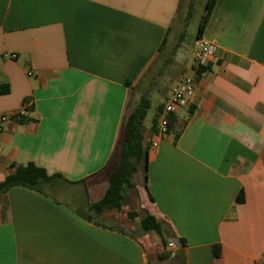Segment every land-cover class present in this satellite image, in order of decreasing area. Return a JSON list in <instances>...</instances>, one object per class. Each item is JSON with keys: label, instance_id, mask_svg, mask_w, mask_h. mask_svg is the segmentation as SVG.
Returning a JSON list of instances; mask_svg holds the SVG:
<instances>
[{"label": "crops", "instance_id": "obj_1", "mask_svg": "<svg viewBox=\"0 0 264 264\" xmlns=\"http://www.w3.org/2000/svg\"><path fill=\"white\" fill-rule=\"evenodd\" d=\"M185 1L0 0V116L9 118L0 183L28 163L77 183L57 201L23 187L0 196V264L264 262V0H216L202 36L218 57L200 75L181 64L194 93L154 148L144 127L147 168L131 195L176 256L157 234L123 229L118 214L105 218L119 226L101 222L108 210L94 223L68 208L103 197L133 89L164 54ZM127 200L122 210L137 213Z\"/></svg>", "mask_w": 264, "mask_h": 264}, {"label": "trees", "instance_id": "obj_2", "mask_svg": "<svg viewBox=\"0 0 264 264\" xmlns=\"http://www.w3.org/2000/svg\"><path fill=\"white\" fill-rule=\"evenodd\" d=\"M195 0H189L187 5V11L185 15L186 22L190 19ZM216 0H207L205 4V11L199 22L195 39L202 37L207 22L211 16L212 10ZM186 25V23L184 24ZM184 34H180L179 43L182 41ZM162 49V48H161ZM176 48L173 49L172 54H175ZM167 60L165 61V65ZM206 66L198 67L195 69L196 74L200 75L205 71ZM149 73V72H148ZM148 73L140 80L139 88L145 82ZM147 90H145L138 103L126 114L121 121L120 130L122 132L123 141L118 145L112 153V159H116V166L109 174L108 186L103 197L95 203L88 204L86 207H82L80 204L77 206L71 205L68 208L71 211L85 221L94 222L93 216L101 214L108 210L117 211L120 214L123 213V204L126 197L127 189L132 188V178L138 171L139 167H142L144 174L147 168V154L148 145L145 141L144 125L143 121L146 118L147 112L151 107L150 101V90L153 86L152 82H149ZM133 89V91H134ZM8 92L7 86L2 85L0 87V94H6ZM130 104H127L129 108ZM161 108L160 105L157 107V111ZM156 118L157 113L151 120L150 129L153 133L156 132ZM23 117L17 121H22ZM174 122L173 114L168 117V130L171 128ZM175 137H178L176 134ZM82 185V183H78ZM77 183H71L65 180L59 174L48 175L44 169L35 166L33 163H28L25 166L17 167L13 174L7 176L3 182L0 183V196H5L8 190L14 187H23L36 192H39L45 196L55 197L59 194L61 187L75 186ZM58 192V194H57ZM54 193L55 196L52 194ZM152 201V198L150 197ZM57 201V200H56ZM238 202L242 201V194L237 198ZM145 215L140 218L139 226L144 233L154 232L161 238V243L164 242L163 229L161 224L156 218L149 213L145 212ZM127 218L130 220L137 217L135 212H127ZM180 247L184 245L182 239L179 240ZM217 255V254H216Z\"/></svg>", "mask_w": 264, "mask_h": 264}, {"label": "rangeland", "instance_id": "obj_3", "mask_svg": "<svg viewBox=\"0 0 264 264\" xmlns=\"http://www.w3.org/2000/svg\"><path fill=\"white\" fill-rule=\"evenodd\" d=\"M207 0H195L193 11L191 14L190 19L186 22L185 15H186V6L188 3V0L183 2L182 8L180 10V13L178 14V18L176 21V32L174 34V37L170 39L168 46L164 49V54L162 52V55L160 59L154 64L152 69L149 71L145 82L143 85L139 88L134 89L131 96V107L133 108L139 101V98L141 94L147 90L149 82L153 83V86L150 90V101H151V107L147 112L146 118L143 121L144 127H148L155 112V108L161 98V96L166 92V90L169 88L170 84L173 81H180L182 77L179 75V67L182 66L181 64H188L192 61V54H193V48L195 43V36L197 32V28L199 25V22L201 20L202 15L205 11V4ZM186 23V25H184ZM184 34L182 41L179 43V37L180 34ZM175 54H172L173 49H175ZM167 60V64L165 65V61ZM81 189H75V193L80 192ZM140 191V190H139ZM128 193L127 197V205L131 209H138L137 217L135 219L130 220L126 216V211H123L122 214L116 211H107L108 215L101 217V222H105L111 225H117L119 226V222H109L108 217L109 214H118L122 218V220L125 222L123 229H127L131 232H134L137 234H143L144 232L141 230L139 226V220L142 218L145 213L142 208H137V197L135 196V201L133 198L134 191L131 189H127L126 191ZM139 193V192H138ZM55 195L54 193H52ZM132 194V195H131ZM133 203V204H132ZM73 207L77 206V204H72ZM141 207V206H140ZM107 217V218H105ZM132 224V227L131 225ZM154 232H151L153 234ZM167 241L164 240L163 243H161L160 247L166 248Z\"/></svg>", "mask_w": 264, "mask_h": 264}, {"label": "built area", "instance_id": "obj_4", "mask_svg": "<svg viewBox=\"0 0 264 264\" xmlns=\"http://www.w3.org/2000/svg\"><path fill=\"white\" fill-rule=\"evenodd\" d=\"M218 57V47L216 44L210 42L203 36L196 39L193 48L192 54V67L194 70L198 67L206 66L212 60H215ZM11 59H15V54L10 55ZM194 93L192 81L189 79H182L174 83L171 87L168 96L162 100L160 103V110L157 112L156 118V133L154 137L150 140V147L154 148L158 141L159 137H163L168 132V117L171 114H174L179 108L185 107L190 98ZM25 107L16 113L13 118L19 120L25 114ZM9 118L7 116H0V132L2 131V125ZM166 250L170 258L176 256L178 246L175 241H168L166 244ZM261 264H264L261 263Z\"/></svg>", "mask_w": 264, "mask_h": 264}]
</instances>
